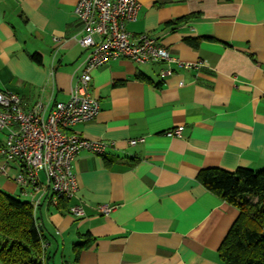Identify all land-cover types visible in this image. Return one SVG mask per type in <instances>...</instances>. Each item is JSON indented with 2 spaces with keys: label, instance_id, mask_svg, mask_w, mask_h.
Listing matches in <instances>:
<instances>
[{
  "label": "crops",
  "instance_id": "obj_1",
  "mask_svg": "<svg viewBox=\"0 0 264 264\" xmlns=\"http://www.w3.org/2000/svg\"><path fill=\"white\" fill-rule=\"evenodd\" d=\"M138 2L129 33H146L172 55L205 65L174 67L166 79L162 64L126 58L92 70L89 94L99 113L69 130L110 145L103 155L78 152L77 188L62 204L37 174L33 194L46 249L68 253L65 264H224L218 247L238 209L197 175L213 167L264 169V0ZM76 3L0 0L1 91L28 107L41 99L46 113L68 99L87 52L77 41ZM176 126L183 127L179 137L165 135ZM9 166L0 189L30 191L15 179L19 163ZM102 204L115 208L102 214ZM74 205L82 216L70 212ZM84 234L89 245L76 251Z\"/></svg>",
  "mask_w": 264,
  "mask_h": 264
},
{
  "label": "built area",
  "instance_id": "obj_2",
  "mask_svg": "<svg viewBox=\"0 0 264 264\" xmlns=\"http://www.w3.org/2000/svg\"><path fill=\"white\" fill-rule=\"evenodd\" d=\"M139 7L138 0H77L74 13L81 22L77 41L87 52L68 99L55 101L47 113V104L41 99L28 107L16 93L0 90V132L4 135L0 142V174H7L11 161L19 163L15 179L21 186L30 187V191L22 190L21 194L30 195L33 212L40 203L33 194L39 172L44 174L55 201L69 199L77 188L73 162L78 152L103 155L110 145L69 130L76 123L92 121L99 113L98 102L89 94L92 70L110 60L126 58L135 63L162 64L159 77L166 79L174 73V67L198 70L205 65L202 59L184 61L172 55L146 33H129L126 23L136 18ZM182 128L173 127L165 135L179 137ZM143 140L130 139L129 144ZM114 208L108 204L98 206L106 215ZM70 212L76 216L84 214L79 205L72 206ZM42 246L46 248V243Z\"/></svg>",
  "mask_w": 264,
  "mask_h": 264
},
{
  "label": "trees",
  "instance_id": "obj_3",
  "mask_svg": "<svg viewBox=\"0 0 264 264\" xmlns=\"http://www.w3.org/2000/svg\"><path fill=\"white\" fill-rule=\"evenodd\" d=\"M31 58L39 62L41 56L35 53ZM197 179L238 209L237 217L218 247L221 261L224 264H264V169L205 168L199 171ZM253 197L255 201L251 200ZM83 236V241L74 246L76 251L89 245L88 234ZM43 243L45 237L30 201L20 193L12 195L0 189L2 264H46Z\"/></svg>",
  "mask_w": 264,
  "mask_h": 264
},
{
  "label": "rangeland",
  "instance_id": "obj_4",
  "mask_svg": "<svg viewBox=\"0 0 264 264\" xmlns=\"http://www.w3.org/2000/svg\"><path fill=\"white\" fill-rule=\"evenodd\" d=\"M4 135L0 132V140H3ZM42 176V173H41ZM252 201H255L256 198L253 197L251 198ZM61 253H58L56 256L52 252V248H47L45 250V255H46V264H65L64 261L68 260V253L63 252V255H60Z\"/></svg>",
  "mask_w": 264,
  "mask_h": 264
}]
</instances>
